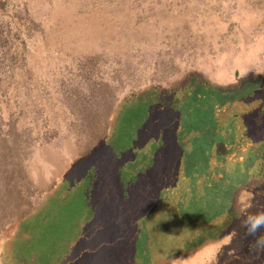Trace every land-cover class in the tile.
I'll use <instances>...</instances> for the list:
<instances>
[{
    "label": "rangeland",
    "instance_id": "obj_1",
    "mask_svg": "<svg viewBox=\"0 0 264 264\" xmlns=\"http://www.w3.org/2000/svg\"><path fill=\"white\" fill-rule=\"evenodd\" d=\"M256 80L264 0H0V264H264V170L206 175L213 90Z\"/></svg>",
    "mask_w": 264,
    "mask_h": 264
},
{
    "label": "trees",
    "instance_id": "obj_2",
    "mask_svg": "<svg viewBox=\"0 0 264 264\" xmlns=\"http://www.w3.org/2000/svg\"><path fill=\"white\" fill-rule=\"evenodd\" d=\"M213 92V94H216L213 95L215 102L213 104V112L220 115L219 117L216 116L214 132L216 133L217 140L214 144H221L225 151L220 153L219 156L213 151H208V164L211 166V173L206 175L208 177L214 175L211 179L212 182L223 181V184H225V180L222 178L224 174H226L228 178H232V181H229L232 187L233 185L236 186L239 184L242 179L246 180L248 176L250 178L252 169L255 170L254 173H260L261 170H264V80L245 82L232 91L213 90ZM233 106L236 108L231 112ZM230 113H232V115ZM222 115H224V117L226 116L224 120H221ZM219 128L221 130L225 129L224 133L221 135H219L220 133L217 130ZM241 153L244 154L245 159L239 162L234 156ZM255 164H257V167L253 168ZM190 169H192V167H190ZM134 175H136V173ZM212 182H207L206 185L209 187L212 185ZM188 191H190V189ZM229 196L230 195L224 198L225 202H223V200L222 202H218L216 207L214 206L213 209L215 212L213 211V213L210 211L206 213L203 212V214H195L191 218V215L194 213H190L189 210H180L179 214L181 217L177 222L176 228L168 223L165 227V231L162 232V234H164L162 251L167 253V251H169L168 249H171L169 254H175L174 251L177 253L178 250L174 247L179 243H182V247H189L191 244L198 241V235L190 238L192 236L191 231L187 232L190 226L197 227L199 223L213 225L221 222L230 201ZM187 198L188 197H185L184 202H180V204L186 203ZM218 209L221 210L219 213L216 212ZM177 217L179 218V216ZM175 220L176 219H174V222ZM183 229L185 230L184 232H182ZM152 232L154 234L159 233L158 231ZM206 234L207 231L205 232V235ZM201 235H199V237ZM159 239L154 237L157 245ZM140 241H142V239ZM146 248L147 256L144 254L145 249L143 248V252L140 253L139 250L136 257L139 256L141 260H145V264H150L152 259L154 260L155 257L160 254L159 250L161 248L157 249L156 247L154 251H151L148 244ZM172 249L175 250L172 251Z\"/></svg>",
    "mask_w": 264,
    "mask_h": 264
},
{
    "label": "crops",
    "instance_id": "obj_3",
    "mask_svg": "<svg viewBox=\"0 0 264 264\" xmlns=\"http://www.w3.org/2000/svg\"><path fill=\"white\" fill-rule=\"evenodd\" d=\"M121 176H122V175H121ZM123 179H125V180H124L125 182L123 181ZM100 181H101V180H100ZM116 181H117V180H116ZM121 181H123V182H121ZM109 182H110V181H109ZM99 184H101V182H99ZM77 185H78V184H77ZM77 185H76V186H77ZM116 185H117V184H116ZM119 185L121 186V190H123V188H122L123 186H124V190H125V189H126V186L129 185V184H127V180H126L125 177H121L120 180H119ZM133 185H134V184H133ZM76 186H75V187H76ZM75 187H74L72 190L70 189V190L68 191V194H69V193H72V192L74 191ZM129 187H130V185H129L127 188H129ZM132 187H133V186H132ZM141 193L143 194L142 191L140 192V194H141ZM95 194L97 195V194H98V191H95ZM140 194H139V195H140ZM96 195H95V197H94L93 199H96ZM145 195H147V192H145ZM139 201H140V199H139ZM142 201H143V199H142ZM197 263H198V262H194V261H192V260H185V261L183 262V264H197ZM178 264H181V263L179 262Z\"/></svg>",
    "mask_w": 264,
    "mask_h": 264
}]
</instances>
